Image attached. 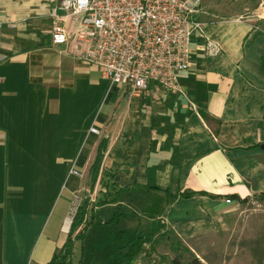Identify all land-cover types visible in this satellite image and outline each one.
Wrapping results in <instances>:
<instances>
[{
    "label": "crops",
    "instance_id": "0c3cea01",
    "mask_svg": "<svg viewBox=\"0 0 264 264\" xmlns=\"http://www.w3.org/2000/svg\"><path fill=\"white\" fill-rule=\"evenodd\" d=\"M58 2L0 0V264H50L66 243L75 197L94 202L89 226L98 207L121 206L145 233L163 226L190 251L228 232L235 205L264 197V0L244 22L205 11L201 20L198 7L182 92L109 85L98 127L90 126L87 85L98 68L77 58L73 40L52 43ZM165 189L206 195L171 200ZM105 199L115 202L97 206Z\"/></svg>",
    "mask_w": 264,
    "mask_h": 264
},
{
    "label": "built area",
    "instance_id": "2783aa9c",
    "mask_svg": "<svg viewBox=\"0 0 264 264\" xmlns=\"http://www.w3.org/2000/svg\"><path fill=\"white\" fill-rule=\"evenodd\" d=\"M201 0H59L50 13L54 45L73 40L77 58L96 66L110 86L131 93L159 86L182 92L179 74L189 68L191 36L201 30L194 15ZM75 26L69 30L66 22ZM3 22L0 20V30ZM205 36V35H204ZM205 49L219 47L206 38ZM94 133L98 130L91 128ZM80 203L81 198L75 197ZM227 203L231 200L227 199ZM79 204L67 218L72 223Z\"/></svg>",
    "mask_w": 264,
    "mask_h": 264
},
{
    "label": "rangeland",
    "instance_id": "374dc122",
    "mask_svg": "<svg viewBox=\"0 0 264 264\" xmlns=\"http://www.w3.org/2000/svg\"><path fill=\"white\" fill-rule=\"evenodd\" d=\"M256 2L257 0H202L198 6L200 8L198 17L202 20L201 16L205 11L210 12L217 20L238 19L244 22L248 14H251ZM97 70L96 74L88 77L87 83L89 92L94 94V99L89 106V117L92 121L90 126L95 127H98L97 116L113 95L112 90L109 89V82L102 77L101 70L99 68ZM105 181L107 179L102 178L99 183L103 190L105 188L102 183ZM84 200L85 198L79 203L75 198V206L79 204L76 214ZM93 203L90 201V205ZM235 206L231 229L228 232L219 233L211 240L194 243L195 248L191 251L163 226L145 233L147 232L145 224L138 227L137 216L128 215V209L121 206L98 207V211L94 213V221L90 224L84 238L75 242L72 264L120 262L129 245L140 233L145 234L136 241L138 256L129 264H171L172 259L179 253L186 259L195 256L203 264H264V199L256 197ZM116 211H122L124 214L112 219ZM76 214L72 216V221ZM86 221L87 219L84 223Z\"/></svg>",
    "mask_w": 264,
    "mask_h": 264
},
{
    "label": "trees",
    "instance_id": "16d2710c",
    "mask_svg": "<svg viewBox=\"0 0 264 264\" xmlns=\"http://www.w3.org/2000/svg\"><path fill=\"white\" fill-rule=\"evenodd\" d=\"M259 26H260L261 32L264 33V20L259 22ZM107 146H108V139L106 138L102 139L99 143L95 159L90 168V188L91 190L94 189L98 181L100 171H101L102 161L104 159ZM164 192H167V195L169 199L171 200L177 199L180 196L183 198H191L195 195H206L205 192H197V191H190V190L184 191L180 194H177V193L173 194L169 192L167 189H165ZM261 198L264 199L263 196H261ZM113 202H115V199H109L108 201H106L105 199V201H102V200L99 201V203H97V206L99 204L103 205L105 203H113ZM89 206H90V199L87 198L84 200L83 204L79 207L77 214L71 223L68 237H67L64 247L54 255L50 264H72V255L74 251L75 241L82 240L84 238L86 230L89 227V224H87V221L86 223H84L86 220L88 210H89ZM121 214L123 215L121 211H116L112 219H116ZM80 226H82L81 229H79ZM136 240H140V238H136ZM134 242H132L129 245L128 250L126 254L124 255V257L122 258V260L114 264H129L137 257L138 252L135 247L137 244L135 245ZM171 264H203V263L195 256H192V258L190 259H186L181 253H179L176 255L174 259H172Z\"/></svg>",
    "mask_w": 264,
    "mask_h": 264
},
{
    "label": "water",
    "instance_id": "95a60500",
    "mask_svg": "<svg viewBox=\"0 0 264 264\" xmlns=\"http://www.w3.org/2000/svg\"><path fill=\"white\" fill-rule=\"evenodd\" d=\"M261 148H264V145H262Z\"/></svg>",
    "mask_w": 264,
    "mask_h": 264
},
{
    "label": "bare ground",
    "instance_id": "6f19581e",
    "mask_svg": "<svg viewBox=\"0 0 264 264\" xmlns=\"http://www.w3.org/2000/svg\"><path fill=\"white\" fill-rule=\"evenodd\" d=\"M68 224H69V221H68Z\"/></svg>",
    "mask_w": 264,
    "mask_h": 264
}]
</instances>
